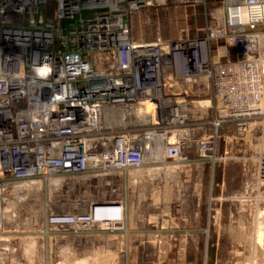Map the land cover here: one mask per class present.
Masks as SVG:
<instances>
[{
  "label": "built area",
  "instance_id": "built-area-1",
  "mask_svg": "<svg viewBox=\"0 0 264 264\" xmlns=\"http://www.w3.org/2000/svg\"><path fill=\"white\" fill-rule=\"evenodd\" d=\"M206 2L0 0V235L14 188L37 182L31 194L44 185L57 197L43 205L41 238H123L121 195L74 197L70 210L57 200L133 172L150 186L174 168L213 175L254 134L255 164L224 201L264 200V0ZM170 6L204 7L199 34L134 38V16Z\"/></svg>",
  "mask_w": 264,
  "mask_h": 264
},
{
  "label": "rangeland",
  "instance_id": "rangeland-1",
  "mask_svg": "<svg viewBox=\"0 0 264 264\" xmlns=\"http://www.w3.org/2000/svg\"><path fill=\"white\" fill-rule=\"evenodd\" d=\"M193 9L170 6L141 12L132 19L133 36L175 38L181 29L198 35L206 12L202 6ZM257 136L239 141L231 159L216 167L213 175L206 165L201 170L174 168L158 174L150 186L143 172L131 173V180L117 179L112 187L95 184L89 192L68 193L57 200L70 210L76 204L74 197L121 195L127 206L128 232L123 238L96 230L41 238L37 230L43 224V205L56 195H49L43 185L40 193L31 194L40 190L34 188L13 196L7 210L15 217L9 218L0 235V264H264V200L252 202L250 211L242 202L224 201L241 193L243 165L255 164ZM211 197L216 201L210 202Z\"/></svg>",
  "mask_w": 264,
  "mask_h": 264
},
{
  "label": "bare ground",
  "instance_id": "bare-ground-1",
  "mask_svg": "<svg viewBox=\"0 0 264 264\" xmlns=\"http://www.w3.org/2000/svg\"><path fill=\"white\" fill-rule=\"evenodd\" d=\"M132 174H134V176H138L139 174L141 175L140 172H133ZM140 177V176H139ZM142 178V177H141ZM135 179V178H134ZM35 190H39L40 189V184L35 182V183H25V184H21L17 187L14 188L13 190V194L17 195L18 197H20V195L28 193L30 190L34 189ZM16 200V199H15ZM14 200V201H15ZM10 201V200H9ZM15 204V202H13ZM11 207V206H10ZM14 207V206H12ZM263 234V233H262ZM262 236V235H261ZM263 237V236H262ZM259 238V237H258Z\"/></svg>",
  "mask_w": 264,
  "mask_h": 264
},
{
  "label": "crops",
  "instance_id": "crops-1",
  "mask_svg": "<svg viewBox=\"0 0 264 264\" xmlns=\"http://www.w3.org/2000/svg\"><path fill=\"white\" fill-rule=\"evenodd\" d=\"M210 2L212 1V0H209ZM217 1V0H216ZM186 9H193V8H184L183 10L185 11ZM194 11H195V9H193ZM251 208H252V206L250 207V206H247V210L248 211H250L251 210Z\"/></svg>",
  "mask_w": 264,
  "mask_h": 264
}]
</instances>
